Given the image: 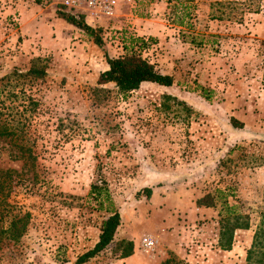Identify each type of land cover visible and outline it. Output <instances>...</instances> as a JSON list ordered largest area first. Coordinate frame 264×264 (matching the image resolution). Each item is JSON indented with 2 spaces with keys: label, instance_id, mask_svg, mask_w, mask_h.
<instances>
[{
  "label": "rangeland",
  "instance_id": "374dc122",
  "mask_svg": "<svg viewBox=\"0 0 264 264\" xmlns=\"http://www.w3.org/2000/svg\"><path fill=\"white\" fill-rule=\"evenodd\" d=\"M59 10L0 0V116L23 128L0 138V171L22 177L3 211L31 215L19 243L0 244V264H75L113 211L115 244L132 241L134 254L112 246L86 264H264V0H134L86 21L103 47ZM127 54L173 86L124 96L100 84L108 58ZM33 66L47 75L25 76ZM206 195L214 207H198Z\"/></svg>",
  "mask_w": 264,
  "mask_h": 264
},
{
  "label": "trees",
  "instance_id": "16d2710c",
  "mask_svg": "<svg viewBox=\"0 0 264 264\" xmlns=\"http://www.w3.org/2000/svg\"><path fill=\"white\" fill-rule=\"evenodd\" d=\"M59 15L60 18H62L67 23L84 31L88 36L93 37L96 45L103 47V39L101 38L99 31L89 26L83 16L72 14L71 12L63 10L61 7L59 10ZM107 61L109 64V69L101 73L99 83L115 84V86L124 96L140 89V87L145 83H153L162 87H172L174 84V80L171 76L158 72L154 64H152L147 59H144L140 55L127 54L120 58H108ZM24 75L41 79L47 75V71L44 67L33 66ZM29 100V105L33 107L37 106L34 100L31 98ZM19 123L20 122H15L14 126H12L7 120L3 122V117L0 116V138L18 137L19 133L21 134V131H23V128H21L22 125ZM24 151L28 152L30 150ZM28 159L34 162L36 157L33 154H30ZM0 175V244H4L5 242H13L14 244H17L28 231L31 215L27 213L24 216L16 215L10 218L8 216L7 210V214H4L3 206L6 203L7 198L10 197L11 193L13 192L15 186L13 181L14 177L16 176V179L22 177L17 171L11 169L0 171ZM144 192L148 197H150L152 189L147 188L144 190ZM91 195H93L96 200H100L101 206L103 205V197H105V200H109L110 196L106 188H102L98 185L92 186ZM109 202L112 201L109 200ZM215 204V200L211 195H206L197 201L198 207L212 208L215 206ZM228 208L232 209L230 206ZM121 224V214L118 211H113L111 215L103 222L101 226V233L96 245L80 256L76 260L75 264H86L112 246L115 247L114 252L120 258L124 259L131 257L135 251V245L132 241L123 240L115 244L116 234ZM235 228L249 229V224L238 223ZM231 245L232 242L230 241L228 246L224 247L225 250H230ZM172 262V260H167L163 264H171Z\"/></svg>",
  "mask_w": 264,
  "mask_h": 264
},
{
  "label": "built area",
  "instance_id": "2783aa9c",
  "mask_svg": "<svg viewBox=\"0 0 264 264\" xmlns=\"http://www.w3.org/2000/svg\"><path fill=\"white\" fill-rule=\"evenodd\" d=\"M134 0H59V6L72 14L83 16L85 20L97 22L101 19L112 20L121 6H128ZM143 252L149 254L157 247V240L151 236L142 241Z\"/></svg>",
  "mask_w": 264,
  "mask_h": 264
},
{
  "label": "crops",
  "instance_id": "0c3cea01",
  "mask_svg": "<svg viewBox=\"0 0 264 264\" xmlns=\"http://www.w3.org/2000/svg\"><path fill=\"white\" fill-rule=\"evenodd\" d=\"M86 21H87V20H86ZM87 23L90 24V25L93 26V27H96V24H97L98 22H97V23H94V22L91 23V22L88 20ZM106 69H107V70L109 69V65H107V68H106ZM107 70H106V71H107ZM104 72H105V71H104Z\"/></svg>",
  "mask_w": 264,
  "mask_h": 264
}]
</instances>
